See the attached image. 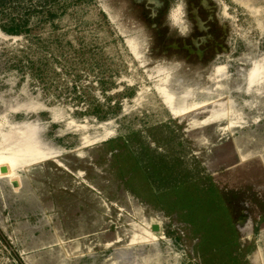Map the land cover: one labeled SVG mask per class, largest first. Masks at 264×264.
<instances>
[{
    "label": "rangeland",
    "instance_id": "374dc122",
    "mask_svg": "<svg viewBox=\"0 0 264 264\" xmlns=\"http://www.w3.org/2000/svg\"><path fill=\"white\" fill-rule=\"evenodd\" d=\"M0 264H264V0H0Z\"/></svg>",
    "mask_w": 264,
    "mask_h": 264
},
{
    "label": "bare ground",
    "instance_id": "6f19581e",
    "mask_svg": "<svg viewBox=\"0 0 264 264\" xmlns=\"http://www.w3.org/2000/svg\"><path fill=\"white\" fill-rule=\"evenodd\" d=\"M34 133L32 134L31 138L35 140L36 139V136L34 135ZM4 140L5 141H8V137L7 136H4Z\"/></svg>",
    "mask_w": 264,
    "mask_h": 264
},
{
    "label": "water",
    "instance_id": "95a60500",
    "mask_svg": "<svg viewBox=\"0 0 264 264\" xmlns=\"http://www.w3.org/2000/svg\"><path fill=\"white\" fill-rule=\"evenodd\" d=\"M7 172H8L7 167H2V168H1V173H7Z\"/></svg>",
    "mask_w": 264,
    "mask_h": 264
}]
</instances>
